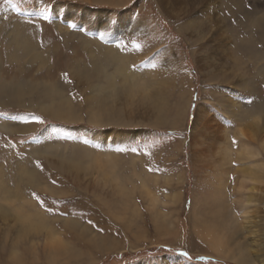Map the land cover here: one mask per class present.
<instances>
[{
  "label": "rangeland",
  "instance_id": "374dc122",
  "mask_svg": "<svg viewBox=\"0 0 264 264\" xmlns=\"http://www.w3.org/2000/svg\"><path fill=\"white\" fill-rule=\"evenodd\" d=\"M15 3L19 11L0 6V264H219L199 235L193 207L196 199L207 197L215 209L214 195L217 200L227 195L242 216L240 162L224 168L227 181L219 184L210 168L194 162L192 128L198 108H209L229 128L235 152L239 143L233 132L240 121L212 106L213 92L224 94L241 118L264 113V0ZM40 7L51 9L49 20L31 15ZM121 40L124 49L117 47ZM243 40H250L251 48L244 50ZM111 52L124 59L140 82L158 84L157 101L149 107L145 97L129 94L126 85L127 91L118 94L125 109L117 107L96 125L91 112L98 100H113L98 97L95 88L105 85L101 73L115 71ZM51 104L72 117H58L41 106ZM104 104L103 109H114ZM156 109H162L165 122L156 120ZM33 115L44 124L31 121ZM132 147L139 154L116 151ZM75 148L98 157L114 154L117 178L129 194L121 197L112 184L105 186L95 169L87 172L82 166L79 177L68 173L66 158ZM143 184L159 197L161 210L170 213L162 215H168L174 229L156 227L160 223H154ZM176 193L180 201L170 205ZM26 214L45 221L72 252L52 256L47 229L24 226L20 217ZM261 215L264 222V208ZM182 251L192 259L179 256ZM202 256L208 260L199 261Z\"/></svg>",
  "mask_w": 264,
  "mask_h": 264
},
{
  "label": "bare ground",
  "instance_id": "6f19581e",
  "mask_svg": "<svg viewBox=\"0 0 264 264\" xmlns=\"http://www.w3.org/2000/svg\"><path fill=\"white\" fill-rule=\"evenodd\" d=\"M110 1L114 2L119 0ZM242 42V48L244 50L251 48L249 46L250 40H243ZM228 49L229 48H226L224 53L227 51L226 56L232 58L231 52L229 51L230 49ZM243 49L242 51H244ZM111 54L109 58L110 61L112 60L115 64V71L110 72L105 70L101 73L106 80L105 85L102 84L100 87L95 88L98 90V97H105L107 95L108 98H113V100L109 103L106 102V97L101 101L98 100V108H94L91 112V121L96 125H102L105 121L104 116L107 114H114V111L117 112V107H122V110L125 109L118 102V94L121 89L126 90V85L128 87V91H126L129 94L133 95L137 92L143 98L145 97L144 101L148 102L149 107L154 104L152 103L153 100L157 101V99H155V88L158 84L153 80L148 81L146 79V81H141V84L139 76L130 73L128 64L125 63L124 59L114 52H111ZM234 62L239 64V60L237 62V59H235ZM230 72H235L237 77L244 78L243 74H238L236 71ZM118 75L122 76V81L118 82ZM215 93L217 92H213L212 94L215 100L212 106L214 105V107L224 115L237 117L238 122L240 121V124L237 125L236 130L233 132L235 140L239 143V149L235 152L233 150L229 128L220 122L216 116H213V114L209 112V108L207 109L201 106L198 108L196 120L192 128L190 145L192 146L195 159L193 160L198 163L199 166H204L205 169L210 168V173H213L218 183L222 185L227 181L226 175L228 173L225 167L232 164L234 160L240 162V167L237 168V172L242 176L238 188L239 199L243 207L242 216H239L235 212V208L232 207L227 195L224 196L226 200H222V197L217 200L214 195L216 201L215 209L210 206L207 197L196 199L197 204L193 207L192 216L193 219L196 218L195 223L199 226V235H201L203 241L213 250L216 258L230 260L237 264H264V222L261 215L262 208H264V113H254L241 118L242 115L237 112L235 105L232 106L231 102L224 94L218 92L217 95ZM141 101H143V99H141ZM102 103H105V107L111 106L114 107V109L105 110L102 108ZM131 105L134 106L133 104ZM41 106L44 111L47 110L58 117H72L70 111L63 110L62 108L57 110L52 104L50 106ZM227 107H231L230 110ZM157 109L154 111V115L157 116L156 120L165 122L166 119L162 114V109ZM118 118L120 117L118 116ZM74 150L73 155L70 156V158H66L69 160V165L71 166L69 167L70 169H66L68 173L69 171L71 173L74 172L75 175L79 177V171L82 166L87 172L92 171L95 173V169L97 171L96 176L101 177L105 186H107V184H112L115 192L121 197H126L129 194L130 189L128 186L124 185L120 178H117L118 175L116 172L118 171L119 162L114 154H106L104 157H98L94 155L92 151L85 150L83 152L82 150L80 151L79 148H75ZM202 150H207L208 153L205 155ZM206 173L207 176L210 174L208 171H206ZM142 188L145 195L149 198V211L153 215L154 223H160L157 224L156 227L162 230L163 224H167L169 229H172V227L174 229L175 225L168 220V215H162L170 213L161 210V204L159 202L161 200L158 199L159 197H157L156 193L149 190L147 184H143ZM220 192L219 190V193ZM180 197L181 195L179 193L171 195L169 200L170 205L178 204ZM26 215L27 216L20 217L24 226L30 227L32 230L47 229L48 239L46 245L49 246L52 256L61 257L62 255H67L69 252H72V250L70 251L69 244L65 240L53 235L55 233L49 230V225L41 219L40 214L35 215L41 219V221L37 222L35 219V221H33L31 215ZM114 217L118 218L120 215L116 214ZM84 229H86V227Z\"/></svg>",
  "mask_w": 264,
  "mask_h": 264
},
{
  "label": "snow or ice",
  "instance_id": "6c2138e0",
  "mask_svg": "<svg viewBox=\"0 0 264 264\" xmlns=\"http://www.w3.org/2000/svg\"><path fill=\"white\" fill-rule=\"evenodd\" d=\"M3 5H8V6H12L16 11H19V8L18 6L16 5L15 3V0H0V6H3ZM53 9H54V6H53ZM51 11V9L47 8V7H40L38 8L36 11H34L33 13H31V15L35 18V19H38V20H44V21H47L50 19V15H49V12ZM35 26V24H34ZM70 27H76L75 24H72L70 25ZM105 35V33H101V38H103ZM133 46H134V49L135 50H140V45L139 44H136L134 41H133ZM117 47L118 48H121V49H124L126 47V45L123 43V41L121 40L119 43H117ZM153 67H155V65H153ZM29 119V117H25V120L27 121ZM31 121L37 123V124H41L43 125L44 124V120L40 117V116H31L30 117ZM85 143H87V141H85ZM233 143H235V140H233ZM117 152H128V151H131L133 153H137L139 154L138 152V148L137 147H132V148H117L116 149ZM147 154V153H145ZM39 166V164H38ZM33 196L39 200V197L36 196L35 193H33ZM41 203V206L43 207L44 206V202L43 201H40ZM46 211H52L51 209H46ZM89 223H91V221H89ZM169 251H171V249H169ZM179 256L187 259V260H191L192 258L189 256V253L187 251H182V252H179L178 253ZM198 259L200 260H208V257H198Z\"/></svg>",
  "mask_w": 264,
  "mask_h": 264
},
{
  "label": "crops",
  "instance_id": "0c3cea01",
  "mask_svg": "<svg viewBox=\"0 0 264 264\" xmlns=\"http://www.w3.org/2000/svg\"><path fill=\"white\" fill-rule=\"evenodd\" d=\"M215 262L219 263V264H234V263H231L229 261H226V260H220V259H214Z\"/></svg>",
  "mask_w": 264,
  "mask_h": 264
},
{
  "label": "trees",
  "instance_id": "16d2710c",
  "mask_svg": "<svg viewBox=\"0 0 264 264\" xmlns=\"http://www.w3.org/2000/svg\"><path fill=\"white\" fill-rule=\"evenodd\" d=\"M198 260L201 261V262L205 261V260H200V259H198Z\"/></svg>",
  "mask_w": 264,
  "mask_h": 264
}]
</instances>
